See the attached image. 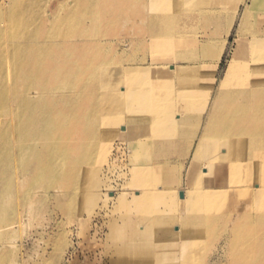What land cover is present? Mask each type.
Wrapping results in <instances>:
<instances>
[{
  "label": "bare ground",
  "instance_id": "6f19581e",
  "mask_svg": "<svg viewBox=\"0 0 264 264\" xmlns=\"http://www.w3.org/2000/svg\"><path fill=\"white\" fill-rule=\"evenodd\" d=\"M232 1L242 0H60L51 8L49 0H7L0 9V242L20 214L42 208L51 188L62 190V207L76 211L77 195L91 203L103 155L119 135L133 147L136 206L147 226L122 236L128 257L121 264L154 261L157 231L168 235L177 260L157 264H179L171 248L178 242L191 255L221 237L231 264H264V31L257 28L264 19L250 22L264 0H243L238 28L251 23L252 40L216 80L214 66L182 38L195 5L206 22L229 27L236 7L228 18L223 4ZM119 21L132 22L133 43L156 47L148 63L123 65L113 40ZM183 46L190 50L175 49ZM189 105L206 114L184 170V212L166 217L153 209L158 179L182 172L168 161L185 133L181 144L191 147L194 132L177 128L190 119ZM246 186L254 189L250 202L217 220L212 211ZM14 247L2 261L17 254Z\"/></svg>",
  "mask_w": 264,
  "mask_h": 264
},
{
  "label": "rangeland",
  "instance_id": "374dc122",
  "mask_svg": "<svg viewBox=\"0 0 264 264\" xmlns=\"http://www.w3.org/2000/svg\"><path fill=\"white\" fill-rule=\"evenodd\" d=\"M59 1L49 0L48 8L56 6ZM0 2V9L4 11L7 0H0ZM223 5L226 6L225 17L231 18L236 14L229 27L224 20L220 24L206 22L202 17L201 5H195L191 9L192 12H188L191 15L190 19H186L183 23L185 34L182 38L192 42L195 48L197 47L200 60L214 66V70L210 72L215 80L223 76L230 59L234 56L238 57L241 51L249 45V41L252 40L251 23L264 19V11L260 10L250 16V22L251 20L252 22L248 23V29H246L247 23L238 28L239 15L244 8V1H232ZM233 7L234 9L236 7L234 14H232ZM5 26L4 20H0V30H3ZM257 28L264 31V22H260ZM134 37L132 22L119 21L118 35L114 36L113 40L123 60V65L137 63L139 59L142 63H148L151 52L156 49L148 43L138 46L133 43ZM204 44L211 48L207 53L202 52L201 46ZM215 48H220L218 57ZM175 49L181 52L190 50L187 46ZM160 53L165 56L164 51L160 50ZM187 108V115L190 119L187 120L185 126L177 125V128L187 133L194 132L195 136H188L192 140L190 141L191 147L184 150V145L181 143L187 137L185 133L186 136L178 140L177 150L174 151L173 156L171 155L172 159L168 161L170 166L181 164L182 172L179 174L166 172L162 178L160 177L161 179H158L161 183L159 186L161 197H157L159 202H155L153 209L155 213L164 214L166 217L178 218L184 212L183 201H181L184 170L192 155L191 148L195 146L196 135L202 129V118L206 114L204 107L201 109V107L189 105ZM191 124H196V129L192 130ZM120 130L124 131V128ZM128 142L119 135L110 142L108 146L110 151L103 155L105 160L101 162V168L97 174L96 188L88 192V195L94 198L91 203H85L84 198L77 195L78 209L76 211L73 208L62 207L58 205L56 198L60 196L62 190L51 188L48 190V199L40 210L32 208L20 214L21 221L6 233L4 239H1L0 264H121L122 259L128 257L127 253L121 249L122 236L128 235L133 229L147 228L142 221V213L136 206V197L140 194L137 192L139 187L132 182L131 170L135 167V157L133 147ZM253 190L252 186H246L245 190L236 191L229 204L220 209L215 208L212 214L217 220L229 216L230 211L233 210V204L241 208L250 202ZM178 196L179 206L175 205ZM154 240L162 243L157 258L154 261L140 260L141 264L177 261L176 258L170 257L166 246L169 240L167 234L157 231L152 235V241ZM222 241V237L214 238V240L207 239L199 245L198 251L191 255L181 250V242L172 245L171 248L174 255L180 256L179 264H231L223 251ZM15 245L17 254L8 258L7 261H2V255H12ZM12 260L13 263H11Z\"/></svg>",
  "mask_w": 264,
  "mask_h": 264
}]
</instances>
